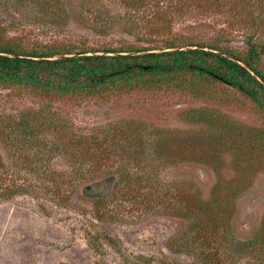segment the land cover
Listing matches in <instances>:
<instances>
[{
  "label": "rangeland",
  "instance_id": "obj_1",
  "mask_svg": "<svg viewBox=\"0 0 264 264\" xmlns=\"http://www.w3.org/2000/svg\"><path fill=\"white\" fill-rule=\"evenodd\" d=\"M255 2L237 9L231 46L242 48L249 35L264 43V7ZM123 11L112 0H0V26L25 46L119 47L147 35L125 32L135 25ZM219 19L174 31L208 39L223 28ZM190 110L247 138L219 143L218 130L184 119ZM123 124L141 130L132 143L122 133L115 139ZM18 127L26 134L15 139ZM258 133L264 116L232 90L58 101L0 89V191L12 190L0 199V264H208L191 249L173 250L175 239L190 236L217 257L209 264H264V143L246 146ZM122 174L134 182H120Z\"/></svg>",
  "mask_w": 264,
  "mask_h": 264
},
{
  "label": "trees",
  "instance_id": "obj_2",
  "mask_svg": "<svg viewBox=\"0 0 264 264\" xmlns=\"http://www.w3.org/2000/svg\"><path fill=\"white\" fill-rule=\"evenodd\" d=\"M112 1L119 3L124 10V18L135 25L131 30L129 29L130 31L125 32L130 34L133 29H138L147 35L141 34V40L137 38L136 43L119 47L91 48L61 41L25 46L21 37L8 36V32L0 26V53L22 57L13 58L0 55V89L14 92L19 96H36L58 101H82L163 91H177L195 99H201L210 98L218 91L232 90L243 96L259 114L264 116V86L245 67L215 53L183 50L145 56H78L44 61V59L70 55L75 52L131 53L166 47L197 46L230 55L243 63L264 82V43L254 35L245 38L242 48L233 47L226 41L227 30L232 25L237 9L239 12H247L254 7L255 1L258 2V7L262 5L264 7V0ZM212 16L221 19L219 20L223 28L217 32V35L208 39L196 42L186 41V38L174 31L175 25L183 24L185 21L198 20L199 22L203 20V17ZM100 23L98 17L93 25L99 27ZM101 27L97 28V31L101 32ZM184 119L197 124L210 125L211 129L218 130L219 138L214 139H218L219 143H227L229 140L233 142L230 145L235 142L244 143L245 135L241 128L237 126L236 131L233 132L235 126L229 125L225 120L222 127H218L217 123L214 124V120H210L203 111L190 110ZM35 127L39 129V123L35 124ZM133 131L141 130L129 124H123L116 133V137L115 134L113 135V139L118 138L122 133L126 140L132 143L131 133ZM15 133V139L19 135L26 134L20 127ZM250 138L246 145L247 148L254 147L257 142L263 141L264 143V137L259 133ZM190 146H192L191 143ZM240 147L236 146L234 150H239ZM227 149L230 148L227 147ZM134 178L122 174L120 182L130 186ZM140 179L148 180L146 173ZM12 182L14 184V181ZM129 186H126V189ZM13 187L18 191L19 188L15 185ZM125 190L121 189L122 193ZM11 192V188L1 190L0 199L8 198ZM150 201L155 202L154 199ZM102 203L103 207L107 204L105 201ZM178 203L177 200L173 205L178 206ZM174 241L172 243L174 251H181L182 248L185 251L191 249L193 252L200 253L202 258L205 255L204 261L208 264L212 260L216 261V256H211L212 260L208 259L210 254L206 253L207 248L201 242L204 241L203 239H193L190 236ZM256 243L257 246L260 245L259 241ZM216 252L217 250L214 249V253ZM225 259L230 258L227 255Z\"/></svg>",
  "mask_w": 264,
  "mask_h": 264
},
{
  "label": "water",
  "instance_id": "obj_3",
  "mask_svg": "<svg viewBox=\"0 0 264 264\" xmlns=\"http://www.w3.org/2000/svg\"><path fill=\"white\" fill-rule=\"evenodd\" d=\"M183 50H195V51L201 50V51L215 53V54L221 55L223 57H226L230 60H233V61L237 62L238 64L242 65L243 67H245L264 86V82L261 81L259 79V77L255 73H253L249 68H247L243 63H241L240 61L236 60L235 58L231 57L230 55H228L226 53H222L221 51L212 50V49H209L207 47L177 46V47H173V48H171V47L167 48L166 47V48H161V49L152 50V51L131 52V53H104V52L74 53V54H70V55L54 57L52 59H44V61L58 60V59H63V58H67V57H78V56H123V55L145 56V55H153V54H160V53H167V52H174V51H183ZM0 55L13 57V58H22L19 56L10 55V54H3V53H0ZM24 59H31V58H24Z\"/></svg>",
  "mask_w": 264,
  "mask_h": 264
}]
</instances>
